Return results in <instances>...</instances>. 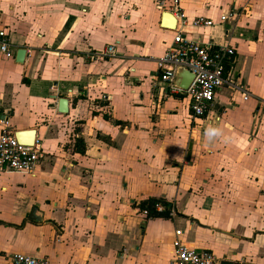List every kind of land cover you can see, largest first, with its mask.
<instances>
[{"label":"crops","instance_id":"0c3cea01","mask_svg":"<svg viewBox=\"0 0 264 264\" xmlns=\"http://www.w3.org/2000/svg\"><path fill=\"white\" fill-rule=\"evenodd\" d=\"M180 10L185 38L235 50L246 101L225 86L193 119L159 83L153 59L175 28L155 0H0L11 52L0 54V120L33 130L44 153L33 175L0 173V264L14 254L170 264L176 230L218 264H264V0H183ZM198 17L215 25L193 28ZM148 199L167 203L168 218L143 216Z\"/></svg>","mask_w":264,"mask_h":264},{"label":"built area","instance_id":"2783aa9c","mask_svg":"<svg viewBox=\"0 0 264 264\" xmlns=\"http://www.w3.org/2000/svg\"><path fill=\"white\" fill-rule=\"evenodd\" d=\"M183 0H155L156 7L164 13L173 16L176 23L186 24V18L180 10ZM221 21L225 17L220 18ZM190 25L193 28H210L215 24L211 20L202 17L194 18ZM171 43L163 51L162 55L153 59L157 69L160 84L165 85L169 93L184 96L188 101V108L193 119L207 117L210 113L216 93L227 86L244 94L246 101L250 94L244 92L233 71V58L235 50L229 44L216 45L211 41L199 42L185 38L177 28ZM9 40L5 33L0 32V54L10 56ZM103 56L114 58V46H108ZM178 68L185 69L192 75V79L186 89L176 88L173 85L175 73ZM215 114L213 120H220ZM0 130V173H14L21 176L33 175L37 165L43 157L41 142L34 139L32 144L17 139L9 128V123L1 119ZM155 210L162 212L161 204L155 205ZM147 216V212H142ZM173 258L170 264H218L212 252L195 250L186 246L181 240L182 231L174 232ZM9 264H50L46 258L32 257L25 254H14L9 258Z\"/></svg>","mask_w":264,"mask_h":264},{"label":"water","instance_id":"95a60500","mask_svg":"<svg viewBox=\"0 0 264 264\" xmlns=\"http://www.w3.org/2000/svg\"><path fill=\"white\" fill-rule=\"evenodd\" d=\"M171 16L170 14H166ZM25 56V50L20 49L16 53L15 61L16 63H23ZM192 79V75L189 74L185 69L183 68H178L175 73V78L173 81V85L176 88L180 89H186L188 84L190 83ZM58 112L59 113H66L67 112V100L62 98L59 99L58 101ZM15 137L21 141L23 136H27L26 138V143L32 144L34 139H35V132L33 130L28 131L27 133L23 132H15L14 133ZM190 149V147H189ZM33 211L29 215V219L34 220L35 218L32 216ZM219 264H238V263H232V262H227V261H221Z\"/></svg>","mask_w":264,"mask_h":264},{"label":"trees","instance_id":"16d2710c","mask_svg":"<svg viewBox=\"0 0 264 264\" xmlns=\"http://www.w3.org/2000/svg\"><path fill=\"white\" fill-rule=\"evenodd\" d=\"M161 204L164 207L162 212L155 210V205ZM142 211L147 212V218H168L169 206L162 200L159 199H148L140 204Z\"/></svg>","mask_w":264,"mask_h":264},{"label":"bare ground","instance_id":"6f19581e","mask_svg":"<svg viewBox=\"0 0 264 264\" xmlns=\"http://www.w3.org/2000/svg\"><path fill=\"white\" fill-rule=\"evenodd\" d=\"M163 27L174 29L176 27V21L173 16L164 15ZM27 136H23L21 141L26 142Z\"/></svg>","mask_w":264,"mask_h":264},{"label":"rangeland","instance_id":"374dc122","mask_svg":"<svg viewBox=\"0 0 264 264\" xmlns=\"http://www.w3.org/2000/svg\"><path fill=\"white\" fill-rule=\"evenodd\" d=\"M213 27V26H212ZM178 106H179V108H181V109H185V102H181V101H178V104H177ZM2 174V173H1Z\"/></svg>","mask_w":264,"mask_h":264}]
</instances>
